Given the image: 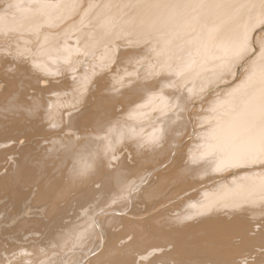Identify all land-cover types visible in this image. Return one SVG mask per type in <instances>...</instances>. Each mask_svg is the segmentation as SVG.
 <instances>
[{
    "label": "bare ground",
    "instance_id": "1",
    "mask_svg": "<svg viewBox=\"0 0 264 264\" xmlns=\"http://www.w3.org/2000/svg\"><path fill=\"white\" fill-rule=\"evenodd\" d=\"M262 24L264 0H0V264H264Z\"/></svg>",
    "mask_w": 264,
    "mask_h": 264
},
{
    "label": "rangeland",
    "instance_id": "2",
    "mask_svg": "<svg viewBox=\"0 0 264 264\" xmlns=\"http://www.w3.org/2000/svg\"><path fill=\"white\" fill-rule=\"evenodd\" d=\"M262 25H264V24H262ZM261 32H262V34H263V36H262L261 39L264 40V26L261 27ZM252 43H253V44H252V47H254L255 50L258 49V50H257V55L261 57L262 54L259 55V54L261 53V51H259V47H258V43H259V42L256 41V40H253ZM258 58H259V57H258ZM204 119H206V117H204L203 120H204ZM207 120H209V119H207ZM207 120H206V122H208ZM220 136H221V134H220ZM223 136H224V135H222V137H223ZM263 152H264V151H263ZM227 166H228V165H227ZM228 168H232V167L228 166ZM241 178H243V177H241ZM263 180H264V179H261V183H262ZM250 182H252V180H250ZM255 182H256V180H255ZM201 195H202V194H201ZM201 195H198L200 198H198V196H197V198H196V199H197L198 201H200V202L204 201V200H200L201 198H202V199H206V197L209 198L206 194H203L202 196H201ZM205 195H206V196H205ZM204 196H205V197H204ZM220 205H221V204H220ZM225 206H227V207H225ZM224 207H225L227 210H229V209L232 210V208H234L232 205H229L228 203H227V204H224V205L222 204V205L220 206V212H221V213L226 211V209H224ZM228 208H229V209H228ZM260 221L263 223L262 225H264V219H261Z\"/></svg>",
    "mask_w": 264,
    "mask_h": 264
}]
</instances>
